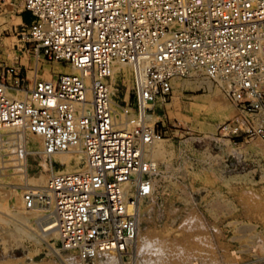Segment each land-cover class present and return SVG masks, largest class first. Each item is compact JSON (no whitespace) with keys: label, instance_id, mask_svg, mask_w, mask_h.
<instances>
[{"label":"built area","instance_id":"built-area-1","mask_svg":"<svg viewBox=\"0 0 264 264\" xmlns=\"http://www.w3.org/2000/svg\"><path fill=\"white\" fill-rule=\"evenodd\" d=\"M22 6L33 18L22 43H8L0 57V133L15 132L0 146V177L15 178L0 187L19 186L27 214L50 209L59 248L84 264L137 251L141 205L163 171L147 152L163 139L164 121L153 117L175 78L198 74L220 89L236 113L219 128L234 144L242 133L264 142V0ZM46 60L61 68L45 76ZM16 133L40 145L31 150ZM31 153L45 166L42 186L25 187ZM65 153L79 154L81 165L61 168ZM252 229L247 242L263 249L264 231Z\"/></svg>","mask_w":264,"mask_h":264},{"label":"rangeland","instance_id":"rangeland-1","mask_svg":"<svg viewBox=\"0 0 264 264\" xmlns=\"http://www.w3.org/2000/svg\"><path fill=\"white\" fill-rule=\"evenodd\" d=\"M22 7V0L14 1L12 29L0 33V37L10 36L8 43H22L20 32L26 29L21 27L28 26L18 17ZM24 16L27 22L33 18L30 11ZM8 43L0 40V57ZM43 63L45 76L61 68L57 62ZM181 81L187 85L176 89ZM124 82L128 85V78ZM235 113L220 89L202 75L176 78L172 92L153 117L164 121L163 156L154 157L163 171L157 177L154 196L141 205L137 251L131 258L103 256L98 264H264V248L248 243L246 235L254 232L253 227L264 231V142L251 133H242L234 144L229 135L222 134L219 125ZM14 133L3 130L0 146ZM17 135L31 150L40 145L36 135ZM67 155L72 156L74 165V155ZM39 160L35 153L28 156L25 185L46 180L45 166ZM63 167L65 170L67 165ZM14 178L7 175L0 177V182ZM20 193L16 185L0 187V264H84L73 250L59 248L56 234L48 242L30 237L41 232L33 220L44 212L27 214ZM19 212L33 222L22 225ZM49 244L60 249L62 259Z\"/></svg>","mask_w":264,"mask_h":264},{"label":"bare ground","instance_id":"bare-ground-1","mask_svg":"<svg viewBox=\"0 0 264 264\" xmlns=\"http://www.w3.org/2000/svg\"><path fill=\"white\" fill-rule=\"evenodd\" d=\"M67 67V69L66 70H71L70 69V67H68V66H66ZM123 68L126 70V73H127V66H123ZM175 81H176V78L173 80V86H174V83H175ZM185 85H187V83L186 82H183V81H181V82H178V83H176V89H179V88H182V87H185ZM209 85V84H208ZM199 86V85H198ZM209 87H210V85H209ZM212 94V93H211ZM210 94V95H211ZM164 146H163V143H162V141H161V139L160 140H157V141H155L153 144H151V145H149L148 146V148H147V152H148V154H150L151 156H153V157H156V156H158V155H160V153L162 152V148H163ZM61 156V158L62 159H64L66 162H67V167L65 168V170H72V169H75V168H78L79 167V163L81 162V156L79 155V154H76V155H74L73 157H74V165H72V163H71V159H72V156L70 157V156H68L67 155V153H65V154H61L60 155ZM160 156H163V155H160ZM157 159V158H156ZM43 179V178H42ZM38 180V181H35L34 180V182L35 183H29V182H33V181H28V183L25 185V186H32V187H34V186H42V185H44V183H45V180ZM31 180V179H30ZM14 192H15V190H14ZM11 194V193H10ZM12 194H14V193H12ZM16 195V194H15ZM16 199H17V196H16ZM18 200V199H17ZM19 201V200H18ZM15 206H18V205H15ZM18 207H20V206H18ZM21 208V207H20ZM18 209V208H17ZM38 212H44V214L42 213V216L41 217H37V218H35L33 221L35 222L34 224L37 226V227H39L40 228V233H38V232H35V234L34 235H32V233H31V235H30V237L31 238H33V237H38V238H41V239H43V240H45L46 242H48L49 240V238L53 235V234H56V228L54 227V222H53V217H52V213H51V210L50 209H43V210H40V211H36V212H31V213H34L35 215L37 214H39ZM18 213V212H17ZM16 213V214H17ZM19 214L22 216L21 217V219L22 220H19L20 221V223L22 224V225H24L25 226V224H28V222H30V223H32L33 221L32 220H30V217H27V216H25V214L23 213V212H19ZM32 216V215H31ZM18 218V217H17ZM27 222V223H26ZM26 227V226H25ZM30 229L31 230H35L34 228V225H30ZM33 227V228H32ZM146 237V236H145ZM160 243V242H159ZM176 243V242H175ZM164 244V243H163ZM172 244V243H171ZM51 247H52V250L56 253V255H57V257L59 258V259H62V257L59 255V251H60V249H56V248H54V244H49ZM169 245V244H168ZM186 246V245H185ZM166 251V250H165ZM184 251V250H183ZM62 261H64V260H62ZM66 262V261H65ZM168 262V261H167ZM108 264H114V262H112V261H108L107 262ZM97 264H98V261H97Z\"/></svg>","mask_w":264,"mask_h":264},{"label":"crops","instance_id":"crops-1","mask_svg":"<svg viewBox=\"0 0 264 264\" xmlns=\"http://www.w3.org/2000/svg\"><path fill=\"white\" fill-rule=\"evenodd\" d=\"M14 1L16 0H0V33L5 30L6 32H9L7 30L8 28L12 29V23L14 20L15 15V8H14ZM23 11L18 15L21 21H23ZM10 36H3L0 37V40L4 41V43H8V38Z\"/></svg>","mask_w":264,"mask_h":264},{"label":"trees","instance_id":"trees-1","mask_svg":"<svg viewBox=\"0 0 264 264\" xmlns=\"http://www.w3.org/2000/svg\"><path fill=\"white\" fill-rule=\"evenodd\" d=\"M26 12H27V10H24V11H23V15H22V16H23V21H24L25 23L29 24L31 21H30V22H27V21L25 20V16H24V14H25ZM32 16H33V15H32ZM31 20H32V19H31Z\"/></svg>","mask_w":264,"mask_h":264}]
</instances>
